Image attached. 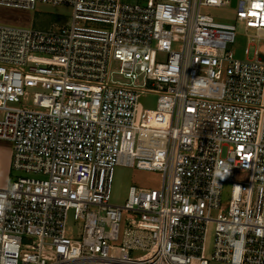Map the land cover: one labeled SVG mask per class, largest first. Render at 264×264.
I'll list each match as a JSON object with an SVG mask.
<instances>
[{"label":"built area","instance_id":"built-area-1","mask_svg":"<svg viewBox=\"0 0 264 264\" xmlns=\"http://www.w3.org/2000/svg\"><path fill=\"white\" fill-rule=\"evenodd\" d=\"M38 2L72 17L0 24V139L11 168L36 175L0 187V264H264V49L235 58L236 25L201 12L232 6L263 47L264 0L0 5ZM119 164L160 172V188L112 203ZM123 211L133 217L114 245Z\"/></svg>","mask_w":264,"mask_h":264},{"label":"rangeland","instance_id":"rangeland-1","mask_svg":"<svg viewBox=\"0 0 264 264\" xmlns=\"http://www.w3.org/2000/svg\"><path fill=\"white\" fill-rule=\"evenodd\" d=\"M201 12L212 16L216 21L223 23H233L236 25V40L232 46L234 57L238 59L252 58L256 47L264 49L261 42H251V36L255 30L246 31L244 23L236 18V10L232 6H203ZM72 8L64 4H52L38 2L34 9H20L0 5V24H9L13 26H22L36 29H58L62 24H68L71 21ZM250 49V54L245 53V49ZM27 101L31 99L34 89H28ZM158 94L145 93L141 94L139 104L143 108L154 109L156 107ZM0 145L3 147L10 146L4 140H0ZM29 175L24 172H16L10 168L9 173L0 167V184L9 186L17 176ZM29 176H36L31 174ZM162 183V175L160 172L140 170L135 166H126L119 164L115 167L113 183H112V203L123 204L128 196L130 186L138 188H160ZM231 183L226 182L222 190V202L230 200ZM133 217V214L123 211L122 220L120 222V238L118 241L112 242L114 245L122 244V234L126 224V218ZM82 222H76L70 217L67 221V232L72 238H80V229ZM214 240V224L209 226L207 239V255H211ZM136 252V255H140Z\"/></svg>","mask_w":264,"mask_h":264},{"label":"crops","instance_id":"crops-1","mask_svg":"<svg viewBox=\"0 0 264 264\" xmlns=\"http://www.w3.org/2000/svg\"><path fill=\"white\" fill-rule=\"evenodd\" d=\"M122 2L126 3H145L147 0H121ZM4 140L8 143H11L8 140L5 139H0ZM11 157H12V147L6 146L3 147L0 145V167L3 170H6L9 173V170L11 168ZM5 184H0V187H5Z\"/></svg>","mask_w":264,"mask_h":264},{"label":"water","instance_id":"water-1","mask_svg":"<svg viewBox=\"0 0 264 264\" xmlns=\"http://www.w3.org/2000/svg\"><path fill=\"white\" fill-rule=\"evenodd\" d=\"M234 1H235V0H233V6L235 5Z\"/></svg>","mask_w":264,"mask_h":264}]
</instances>
